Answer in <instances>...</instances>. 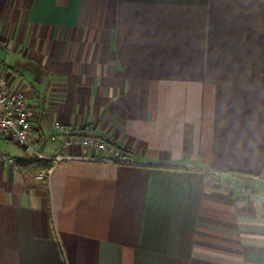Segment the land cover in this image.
I'll return each instance as SVG.
<instances>
[{"label":"crops","instance_id":"obj_1","mask_svg":"<svg viewBox=\"0 0 264 264\" xmlns=\"http://www.w3.org/2000/svg\"><path fill=\"white\" fill-rule=\"evenodd\" d=\"M1 75L70 157L0 131V264H264V0H0Z\"/></svg>","mask_w":264,"mask_h":264},{"label":"built area","instance_id":"obj_2","mask_svg":"<svg viewBox=\"0 0 264 264\" xmlns=\"http://www.w3.org/2000/svg\"><path fill=\"white\" fill-rule=\"evenodd\" d=\"M33 110L29 107L26 97L22 92L12 90L8 77L0 76V131L5 134L12 135L16 141L26 150L33 153L37 158L52 159L55 163H59L70 156L63 153H57L49 156L36 149V146L30 139ZM55 129L63 135V147L71 145L94 146L107 153L106 159L132 164L135 161L130 153L115 143L95 136L86 135L73 125H65L59 121L55 122ZM0 156L11 158L0 151ZM52 169L49 171H40L36 174L37 179L44 180L49 177ZM233 188V184H230ZM245 190V187H242Z\"/></svg>","mask_w":264,"mask_h":264},{"label":"trees","instance_id":"obj_3","mask_svg":"<svg viewBox=\"0 0 264 264\" xmlns=\"http://www.w3.org/2000/svg\"><path fill=\"white\" fill-rule=\"evenodd\" d=\"M22 68L32 70L33 72L39 74L41 72V68L34 63H24ZM17 163L21 166L29 168L32 172L38 171H49L55 166V161L52 159H41L37 158L34 155L29 159H18Z\"/></svg>","mask_w":264,"mask_h":264},{"label":"rangeland","instance_id":"obj_4","mask_svg":"<svg viewBox=\"0 0 264 264\" xmlns=\"http://www.w3.org/2000/svg\"><path fill=\"white\" fill-rule=\"evenodd\" d=\"M55 128V127H54ZM56 130V129H55ZM57 131V130H56ZM30 139H31V135H30ZM31 141H32V139H31ZM49 149H47V151H51V146L50 147H48ZM38 172H40V171H38ZM38 172H36V173H38ZM35 173V174H36Z\"/></svg>","mask_w":264,"mask_h":264}]
</instances>
